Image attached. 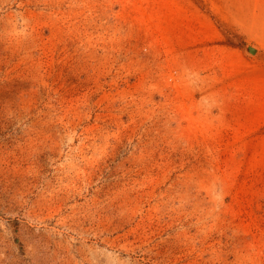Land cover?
Returning <instances> with one entry per match:
<instances>
[{
    "label": "rangeland",
    "instance_id": "1",
    "mask_svg": "<svg viewBox=\"0 0 264 264\" xmlns=\"http://www.w3.org/2000/svg\"><path fill=\"white\" fill-rule=\"evenodd\" d=\"M0 264H264V0H0Z\"/></svg>",
    "mask_w": 264,
    "mask_h": 264
}]
</instances>
